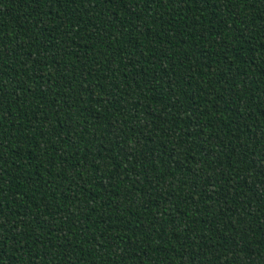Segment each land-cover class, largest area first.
<instances>
[{"label":"trees","instance_id":"1","mask_svg":"<svg viewBox=\"0 0 264 264\" xmlns=\"http://www.w3.org/2000/svg\"><path fill=\"white\" fill-rule=\"evenodd\" d=\"M0 264H264V0H0Z\"/></svg>","mask_w":264,"mask_h":264}]
</instances>
